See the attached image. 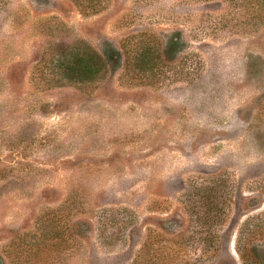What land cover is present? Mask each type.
<instances>
[{
  "label": "rangeland",
  "instance_id": "rangeland-1",
  "mask_svg": "<svg viewBox=\"0 0 264 264\" xmlns=\"http://www.w3.org/2000/svg\"><path fill=\"white\" fill-rule=\"evenodd\" d=\"M263 4L0 0V264H264ZM106 42L126 63L58 75Z\"/></svg>",
  "mask_w": 264,
  "mask_h": 264
},
{
  "label": "trees",
  "instance_id": "trees-1",
  "mask_svg": "<svg viewBox=\"0 0 264 264\" xmlns=\"http://www.w3.org/2000/svg\"><path fill=\"white\" fill-rule=\"evenodd\" d=\"M260 1L264 3V0ZM183 50L184 43L182 42L181 35L176 34V36H173L167 40L164 50H162L161 53L162 56H159V54L155 56V54L151 52L152 50L147 48L145 45H140L135 50H130L132 52H127L126 58L131 59V61H127V67L135 66L137 69V73L145 75L146 72H149L151 70L154 71L156 69L157 66L154 62L160 64L162 63V61H159L161 57L165 60V62H171L174 60L173 54L181 53ZM123 56L124 54L121 50L117 49L114 45L106 42L103 45L101 54L75 52L71 53L69 58L60 60V63L57 66L59 69L58 75L63 74V79L66 80L69 84L88 86L90 84L98 82L107 67L113 69L119 68L121 66V63L123 62ZM126 58L124 61L125 63ZM154 65L155 68H153ZM211 190L212 189H209L207 186H202V189H200L198 192L204 195V200H208L212 192ZM217 209L218 206L216 208V211ZM217 216H210V221H219V218ZM244 242L245 241L242 238L239 239L237 243V252L241 260H250V256L246 254Z\"/></svg>",
  "mask_w": 264,
  "mask_h": 264
}]
</instances>
